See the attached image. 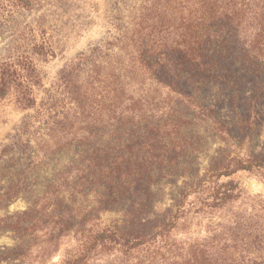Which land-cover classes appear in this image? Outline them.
Segmentation results:
<instances>
[{"label":"trees","instance_id":"trees-1","mask_svg":"<svg viewBox=\"0 0 264 264\" xmlns=\"http://www.w3.org/2000/svg\"><path fill=\"white\" fill-rule=\"evenodd\" d=\"M116 12L113 41L78 53L58 72L57 120L49 102L36 105L42 77L34 57L52 52L30 41L0 57V100L11 96L22 111L38 107L0 150L6 162L0 164L6 184L0 208L27 187L28 164L16 171L13 154L25 157L33 137L42 130L51 137L45 131L58 126V143L43 157L34 151L25 159L73 154L44 192L94 193L103 211L126 213L115 227L94 217L88 230L76 233L78 247L62 264H264V229L238 239L214 233L206 243L180 223L190 213L239 200L241 189L230 177L263 171L264 153L214 159L213 181L184 183L169 208L149 214L152 220L143 214L153 193L174 183L202 144L200 126L228 146L239 142L231 121L245 136L264 117V0H130ZM209 89L213 105L200 97ZM224 104L229 123L220 116ZM188 189L197 195L192 201L184 195Z\"/></svg>","mask_w":264,"mask_h":264},{"label":"rangeland","instance_id":"rangeland-1","mask_svg":"<svg viewBox=\"0 0 264 264\" xmlns=\"http://www.w3.org/2000/svg\"><path fill=\"white\" fill-rule=\"evenodd\" d=\"M129 1L0 0V57L8 51L23 50L30 41L43 44L52 52L44 57H34L42 77L36 105H40L41 101H46V105L51 104L52 120L58 119V72L78 53L112 42L117 33L113 28L116 10ZM213 95L215 93L209 89L200 97L203 102L213 105ZM37 108L22 111L11 96L0 100V150L15 141L23 117L35 115ZM219 111L222 119L229 123L227 105L224 104ZM260 119L252 130L245 132V136L239 133L237 123L231 121L228 127L234 134L232 139L239 142L228 146L200 126L202 144L196 145L186 158V163L180 167L183 173L179 174L177 180L164 185L162 193H153L152 205L143 214H148L146 216L152 220L153 214L169 208L172 194L184 183L202 179L207 183L213 181L209 170L214 168V159L230 158L232 153L242 158L246 153H264V117ZM45 132L51 133V137L44 138L42 130L38 139H31L25 157L19 153L13 154L12 164L16 171L23 170L28 164L25 169L27 187L17 199L0 208V264H62L66 254H72L78 247L79 236L76 233L82 229L88 230L95 222L94 217H98L100 226L106 227L121 225L126 219V213L103 211L94 193L44 192L47 186H52L50 181L56 179V174L68 168L74 159L70 153L52 160L30 158L26 161L28 153L36 151L39 157H43L49 146L58 143V126L53 131ZM41 137L45 141L41 142ZM230 179L239 184V200L223 208L205 209L195 216L190 213L187 221H180L181 225L190 228L193 238L210 243L214 233H221V238L231 236L238 239L241 234L245 235L253 229H264V170L237 172ZM225 180L224 177L220 178V181ZM5 185L4 181L0 183L2 189ZM184 193L187 201L197 196L190 189Z\"/></svg>","mask_w":264,"mask_h":264}]
</instances>
